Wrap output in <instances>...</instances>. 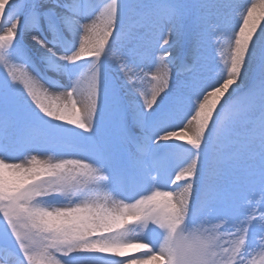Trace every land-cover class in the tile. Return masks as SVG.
I'll return each mask as SVG.
<instances>
[{
  "label": "snow or ice",
  "instance_id": "obj_1",
  "mask_svg": "<svg viewBox=\"0 0 264 264\" xmlns=\"http://www.w3.org/2000/svg\"><path fill=\"white\" fill-rule=\"evenodd\" d=\"M232 9L0 0V264H264V0Z\"/></svg>",
  "mask_w": 264,
  "mask_h": 264
},
{
  "label": "bare ground",
  "instance_id": "obj_2",
  "mask_svg": "<svg viewBox=\"0 0 264 264\" xmlns=\"http://www.w3.org/2000/svg\"><path fill=\"white\" fill-rule=\"evenodd\" d=\"M242 1L241 3H237L236 5H233V9L230 12V16H229V22L232 25H235L236 22L239 20L240 18V12L243 11L244 9H246L247 7L251 6L252 0L250 2V0H239ZM257 3L259 0H255ZM261 26H264V21H261ZM259 31V29L257 30ZM182 51L180 48H177L174 52V54L178 55L179 52ZM187 57L190 58V54H187ZM247 85H244V87H246ZM243 87V86H242Z\"/></svg>",
  "mask_w": 264,
  "mask_h": 264
},
{
  "label": "rangeland",
  "instance_id": "obj_3",
  "mask_svg": "<svg viewBox=\"0 0 264 264\" xmlns=\"http://www.w3.org/2000/svg\"><path fill=\"white\" fill-rule=\"evenodd\" d=\"M241 3L242 1H239V0H231V3L233 4V5H236L237 3ZM256 1L255 0H252V3H255ZM259 2V1H258ZM257 2V3H258ZM258 12H259V9H258ZM178 56H187V53H185V52H183V51H180L179 52V54H178ZM244 87V86H243ZM174 186V185H173Z\"/></svg>",
  "mask_w": 264,
  "mask_h": 264
}]
</instances>
